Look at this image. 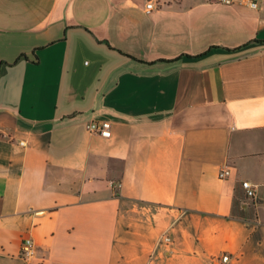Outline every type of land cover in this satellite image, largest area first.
<instances>
[{
  "label": "crops",
  "instance_id": "crops-1",
  "mask_svg": "<svg viewBox=\"0 0 264 264\" xmlns=\"http://www.w3.org/2000/svg\"><path fill=\"white\" fill-rule=\"evenodd\" d=\"M224 252L264 264V0H0V264Z\"/></svg>",
  "mask_w": 264,
  "mask_h": 264
},
{
  "label": "built area",
  "instance_id": "built-area-1",
  "mask_svg": "<svg viewBox=\"0 0 264 264\" xmlns=\"http://www.w3.org/2000/svg\"><path fill=\"white\" fill-rule=\"evenodd\" d=\"M224 1L226 3L232 2V0H219ZM260 0H249V3L252 7H259ZM164 3V0H145V9L147 12H152L155 9L159 8ZM87 130L91 132H97L105 137H111L113 134L112 131V123L110 120H93L89 121L86 124ZM231 173V168L229 165L224 166L220 170V177L224 178L229 176ZM243 187L246 190V194L250 198H255L257 195V185L252 183L250 180H243ZM115 186L119 187L120 183H115ZM173 237L169 233H165L161 236L159 240V244H164L165 246L170 247L173 244ZM36 251V244L32 237L25 236L22 241V246L20 250V257L25 262L31 261ZM233 255L228 252L221 253L218 256H215L212 259V264H234Z\"/></svg>",
  "mask_w": 264,
  "mask_h": 264
},
{
  "label": "rangeland",
  "instance_id": "rangeland-1",
  "mask_svg": "<svg viewBox=\"0 0 264 264\" xmlns=\"http://www.w3.org/2000/svg\"><path fill=\"white\" fill-rule=\"evenodd\" d=\"M212 264V263H211Z\"/></svg>",
  "mask_w": 264,
  "mask_h": 264
}]
</instances>
